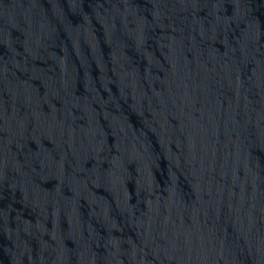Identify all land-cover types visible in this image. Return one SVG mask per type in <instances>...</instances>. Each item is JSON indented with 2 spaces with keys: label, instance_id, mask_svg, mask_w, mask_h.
I'll list each match as a JSON object with an SVG mask.
<instances>
[{
  "label": "water",
  "instance_id": "1",
  "mask_svg": "<svg viewBox=\"0 0 264 264\" xmlns=\"http://www.w3.org/2000/svg\"><path fill=\"white\" fill-rule=\"evenodd\" d=\"M0 257L264 264V0H0Z\"/></svg>",
  "mask_w": 264,
  "mask_h": 264
}]
</instances>
